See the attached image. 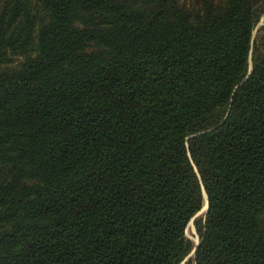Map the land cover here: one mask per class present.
I'll list each match as a JSON object with an SVG mask.
<instances>
[{"label": "trees", "instance_id": "1", "mask_svg": "<svg viewBox=\"0 0 264 264\" xmlns=\"http://www.w3.org/2000/svg\"><path fill=\"white\" fill-rule=\"evenodd\" d=\"M181 262L264 264V0H0V264Z\"/></svg>", "mask_w": 264, "mask_h": 264}, {"label": "rangeland", "instance_id": "2", "mask_svg": "<svg viewBox=\"0 0 264 264\" xmlns=\"http://www.w3.org/2000/svg\"><path fill=\"white\" fill-rule=\"evenodd\" d=\"M263 23V21L261 22ZM199 212V211H198ZM204 211L201 210L199 213H197L196 215H201ZM195 215V216H196ZM186 234L187 236L192 239L194 242H196V240L198 239V234L196 232V229H195V226H194V223H193V220L192 221H189L187 227H186ZM182 264V262L180 263Z\"/></svg>", "mask_w": 264, "mask_h": 264}, {"label": "water", "instance_id": "3", "mask_svg": "<svg viewBox=\"0 0 264 264\" xmlns=\"http://www.w3.org/2000/svg\"><path fill=\"white\" fill-rule=\"evenodd\" d=\"M207 205H208V200H207V197H206V195H205V202H204L202 208L199 210V212H200L201 210L205 211V210L207 209ZM199 212H197V213H199ZM197 213H196V214H197ZM196 214H195V215H196ZM193 218H194V217H192L190 221H192ZM197 243H198V239H197L196 242H195V246H196ZM195 246H194V248L192 249V251L189 253V255H191V254L195 251ZM189 255H188V256H189ZM182 264H184V262H182Z\"/></svg>", "mask_w": 264, "mask_h": 264}]
</instances>
